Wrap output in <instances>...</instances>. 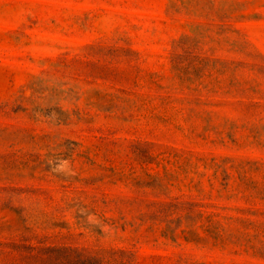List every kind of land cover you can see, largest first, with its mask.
<instances>
[{"label":"rangeland","instance_id":"374dc122","mask_svg":"<svg viewBox=\"0 0 264 264\" xmlns=\"http://www.w3.org/2000/svg\"><path fill=\"white\" fill-rule=\"evenodd\" d=\"M0 264H264V0H0Z\"/></svg>","mask_w":264,"mask_h":264}]
</instances>
